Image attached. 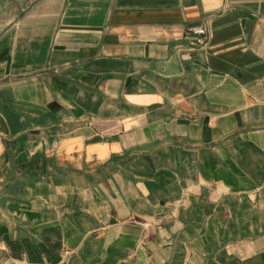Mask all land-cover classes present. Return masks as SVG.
<instances>
[{"label":"crops","instance_id":"1","mask_svg":"<svg viewBox=\"0 0 264 264\" xmlns=\"http://www.w3.org/2000/svg\"><path fill=\"white\" fill-rule=\"evenodd\" d=\"M0 264H264V0H0Z\"/></svg>","mask_w":264,"mask_h":264},{"label":"built area","instance_id":"2","mask_svg":"<svg viewBox=\"0 0 264 264\" xmlns=\"http://www.w3.org/2000/svg\"><path fill=\"white\" fill-rule=\"evenodd\" d=\"M191 40L189 45L191 47L199 46L203 44L204 30L201 27H194L189 30Z\"/></svg>","mask_w":264,"mask_h":264}]
</instances>
